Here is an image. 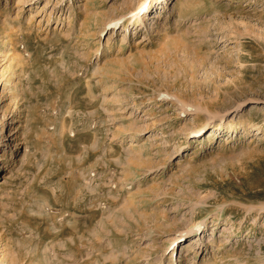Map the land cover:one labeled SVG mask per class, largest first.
Here are the masks:
<instances>
[{
    "label": "rangeland",
    "instance_id": "374dc122",
    "mask_svg": "<svg viewBox=\"0 0 264 264\" xmlns=\"http://www.w3.org/2000/svg\"><path fill=\"white\" fill-rule=\"evenodd\" d=\"M0 138V264H264V0H0Z\"/></svg>",
    "mask_w": 264,
    "mask_h": 264
},
{
    "label": "bare ground",
    "instance_id": "6f19581e",
    "mask_svg": "<svg viewBox=\"0 0 264 264\" xmlns=\"http://www.w3.org/2000/svg\"><path fill=\"white\" fill-rule=\"evenodd\" d=\"M31 2H32V1H31ZM114 23H115V21L111 23L110 27H112V26L114 25ZM119 23H121V22H117L118 25H119ZM132 24H135V21H133ZM139 24H140V25H144V22H143L142 20H140V21H139ZM212 121H215V120L213 119ZM133 136H134V135H133ZM1 140H2V138H0V141H1ZM187 145H188V143H186L184 146H187ZM189 245H190V244L187 245V246H188L187 249H188V251H191V248L189 247Z\"/></svg>",
    "mask_w": 264,
    "mask_h": 264
}]
</instances>
